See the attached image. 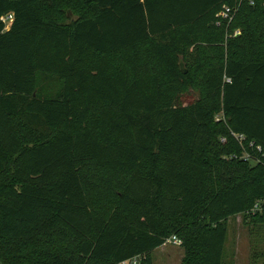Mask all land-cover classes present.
<instances>
[{
  "label": "trees",
  "instance_id": "1",
  "mask_svg": "<svg viewBox=\"0 0 264 264\" xmlns=\"http://www.w3.org/2000/svg\"><path fill=\"white\" fill-rule=\"evenodd\" d=\"M243 215L264 226V0H0V264H153L171 237L223 264Z\"/></svg>",
  "mask_w": 264,
  "mask_h": 264
},
{
  "label": "rangeland",
  "instance_id": "2",
  "mask_svg": "<svg viewBox=\"0 0 264 264\" xmlns=\"http://www.w3.org/2000/svg\"><path fill=\"white\" fill-rule=\"evenodd\" d=\"M64 16L73 20L76 16H73L71 12H66V9L61 8ZM11 20H5V29L9 28ZM98 58L106 59L110 63H117L116 55L108 56H98ZM42 91L46 94H53L57 90V83L55 78L52 76H44ZM193 96L196 95V92H193ZM193 98L185 100L183 103H188ZM228 241L226 244V254L223 259V264H229L228 252L231 245V239L234 240L237 234V231L241 230L240 233V243L239 250L241 251V257L245 258L247 250L249 253L246 256L245 262L240 260L235 264H251L249 263L250 257L252 259V264H264V226H258L253 223L247 215L232 217L228 223ZM183 256V250L180 246L174 245L171 242L165 243L160 248L155 249L152 252V261L153 264H180L181 258ZM259 259V260H257Z\"/></svg>",
  "mask_w": 264,
  "mask_h": 264
},
{
  "label": "crops",
  "instance_id": "3",
  "mask_svg": "<svg viewBox=\"0 0 264 264\" xmlns=\"http://www.w3.org/2000/svg\"><path fill=\"white\" fill-rule=\"evenodd\" d=\"M229 221H228V223H229ZM228 232H229V230L227 229V240H226L225 248H224V257L226 254V244L228 241ZM240 233H242L241 230L240 231L238 230L237 234L236 235L234 234L235 239L234 240L231 239V245H230L229 252H228V257H229V261H230L229 264H235V263L239 262L240 260H243L245 262L246 256L249 253V250H247L245 258L241 257L242 254H241V251L239 250V243L241 241L240 240V237H241ZM224 257H223V259H224ZM249 257H250L249 263L251 262V264H252L251 260H254V259H252L250 255H249ZM257 260H259V259H257Z\"/></svg>",
  "mask_w": 264,
  "mask_h": 264
},
{
  "label": "built area",
  "instance_id": "4",
  "mask_svg": "<svg viewBox=\"0 0 264 264\" xmlns=\"http://www.w3.org/2000/svg\"><path fill=\"white\" fill-rule=\"evenodd\" d=\"M228 13H229V10L226 9L225 12L221 13V16L223 18H227L228 17ZM5 20H11V16L8 15V16L3 17L2 21L4 23H5ZM236 34H238V32H236ZM226 81L229 82L228 79ZM239 139H242V138L239 136ZM169 242H171L174 245L181 246V241L178 240L176 237H171V238L166 240V243H169ZM121 264H139V258H133L132 260H130L128 262H123Z\"/></svg>",
  "mask_w": 264,
  "mask_h": 264
},
{
  "label": "water",
  "instance_id": "5",
  "mask_svg": "<svg viewBox=\"0 0 264 264\" xmlns=\"http://www.w3.org/2000/svg\"><path fill=\"white\" fill-rule=\"evenodd\" d=\"M180 67L182 68V64H180ZM185 72V71H184Z\"/></svg>",
  "mask_w": 264,
  "mask_h": 264
}]
</instances>
